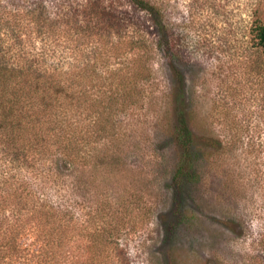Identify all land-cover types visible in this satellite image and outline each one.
Here are the masks:
<instances>
[{"label": "trees", "instance_id": "1", "mask_svg": "<svg viewBox=\"0 0 264 264\" xmlns=\"http://www.w3.org/2000/svg\"><path fill=\"white\" fill-rule=\"evenodd\" d=\"M230 1L191 7L227 16ZM244 9V26L220 27L209 44L242 82L239 94L217 100L216 130L196 118L177 52L185 25L172 23L167 0H0V264H131L119 242L132 221L130 201L108 197L99 184L89 199V188L103 173L129 171L139 118L158 101L148 142L174 154L172 231L200 222L194 198L185 206L182 194L220 167L244 209L238 200L221 208L220 224L248 240L251 262L264 264V0H246ZM156 58L167 71L162 85ZM239 151L257 158L254 211L232 172ZM138 204L134 229L152 212L144 195Z\"/></svg>", "mask_w": 264, "mask_h": 264}, {"label": "rangeland", "instance_id": "2", "mask_svg": "<svg viewBox=\"0 0 264 264\" xmlns=\"http://www.w3.org/2000/svg\"><path fill=\"white\" fill-rule=\"evenodd\" d=\"M245 4L246 0L228 2L226 16L217 13V10L216 13L194 10L195 4L191 7V0H167L172 23L185 25V38L177 52L182 61L181 69L195 98L196 118L200 122L204 119L211 121L216 130L221 129V124H218L219 111L215 108L217 100L224 95L231 97L235 91L239 94L242 82L238 83L234 67L224 58L226 53L215 52L209 44L218 43L220 27H236L238 30L244 26L247 15ZM200 38L203 42L199 44ZM153 63L156 80L162 85L167 81V71L160 58H156ZM244 84L243 89L246 88L247 96H250L253 86L248 81ZM230 86L235 89L228 88ZM152 106L153 110L139 118L144 123L137 132L139 143L134 153L127 156L129 171L97 175L89 188V199L96 196V185L99 184L108 197L129 200L132 207L131 222L138 219V211H141L138 195H144L151 202L152 212L144 224L137 225L135 222L134 229L128 222L122 228L119 242L124 246L131 264H253L249 259L248 240L234 239L229 230L220 224L218 214L221 208H236V200L239 199L233 188H230L233 184L227 181L231 176H225L220 167L213 175L207 176L203 185L182 194L185 206L193 205L194 198V205L200 212V222L193 228L180 223L172 231L170 225L176 222L177 211L168 178L174 154L170 148L158 149L148 142V139L156 136V128L153 127L155 116L162 112L160 101ZM238 154L234 168L231 167L234 170L232 172L235 179L243 184V194L238 190L245 196L247 209L254 211L261 205L262 193L260 185L256 183L257 158L240 151ZM233 160L229 161L233 163ZM226 181L228 186L224 185ZM238 201L239 207L243 209V202Z\"/></svg>", "mask_w": 264, "mask_h": 264}]
</instances>
